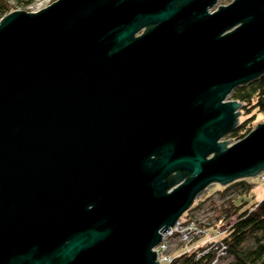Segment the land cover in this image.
I'll return each instance as SVG.
<instances>
[{"label": "water", "instance_id": "95a60500", "mask_svg": "<svg viewBox=\"0 0 264 264\" xmlns=\"http://www.w3.org/2000/svg\"><path fill=\"white\" fill-rule=\"evenodd\" d=\"M57 0L0 21V264H159L210 186L264 171L230 145L264 75V0Z\"/></svg>", "mask_w": 264, "mask_h": 264}, {"label": "trees", "instance_id": "16d2710c", "mask_svg": "<svg viewBox=\"0 0 264 264\" xmlns=\"http://www.w3.org/2000/svg\"><path fill=\"white\" fill-rule=\"evenodd\" d=\"M33 0H0V21L18 8H26ZM232 100L241 104L240 112L243 121L231 129L226 139L237 142L251 132L252 121L256 114H264V75L235 87L229 94ZM253 184L249 179H240L207 194L196 201L200 208L212 200L215 195L222 197L229 190L238 193V197L228 200L222 209L221 217H217L214 226H208L213 233H219V239L227 247V257L223 264H264V198L255 203L245 200L251 192ZM241 196V197H240ZM194 205V204H193ZM213 255L197 257L190 252L178 257L172 264H209Z\"/></svg>", "mask_w": 264, "mask_h": 264}, {"label": "built area", "instance_id": "2783aa9c", "mask_svg": "<svg viewBox=\"0 0 264 264\" xmlns=\"http://www.w3.org/2000/svg\"><path fill=\"white\" fill-rule=\"evenodd\" d=\"M259 176L264 182V173ZM195 205L196 202L179 217L153 249L159 264H172L178 257L190 252H195L198 258L212 254L213 258L209 264H221L227 257V247L219 239V233L211 232L210 225H205L198 218L199 215L196 216L195 212L198 208Z\"/></svg>", "mask_w": 264, "mask_h": 264}, {"label": "rangeland", "instance_id": "374dc122", "mask_svg": "<svg viewBox=\"0 0 264 264\" xmlns=\"http://www.w3.org/2000/svg\"><path fill=\"white\" fill-rule=\"evenodd\" d=\"M56 1L57 0H33V2L29 6H27L26 8H18L16 5H14V6L16 8V11H24V12H29V13H36V12H39V11L43 10L44 8L50 6L51 4H53ZM232 1H234V0H217L216 5L210 10V12L215 11L219 7L227 6L230 3H232ZM226 101H233L232 98L230 97V95H228V97L226 98ZM244 119H245V117H242V113L240 112V116L238 118V122L239 121L241 122ZM263 123H264V114H261V113L256 114L255 118H254V121H252V125H251L252 129H251V131L256 126H258L260 124H263ZM229 141L230 140L226 139V137H225L220 142H229ZM234 143H236V142L230 141V145H232ZM262 173H264V171ZM248 179L253 184V187H252L251 192L249 193V195H247L246 197L244 196L245 200L248 201V203H250V204L262 200L264 198V182H262L260 180V176L259 175L257 177L248 178ZM218 189H221V186H219L217 184L213 185V186H210L207 189V191L203 192L202 194H200L195 199L194 203L196 201L202 200L205 196H207V194H211L212 192H214L215 190H218ZM238 196L239 195H238V193L235 192V190L234 191L229 190V192H227L222 197H219V196L215 195V197H213L211 201L205 203V205H203L200 208H198L196 210L197 212H195V214H196V216L199 215L198 218L200 220H202L205 223V225L209 224L212 227L218 222L216 218L217 217H221L222 209L225 207V203L228 200L234 199V198H236Z\"/></svg>", "mask_w": 264, "mask_h": 264}, {"label": "crops", "instance_id": "0c3cea01", "mask_svg": "<svg viewBox=\"0 0 264 264\" xmlns=\"http://www.w3.org/2000/svg\"><path fill=\"white\" fill-rule=\"evenodd\" d=\"M206 191H207V189H206Z\"/></svg>", "mask_w": 264, "mask_h": 264}]
</instances>
